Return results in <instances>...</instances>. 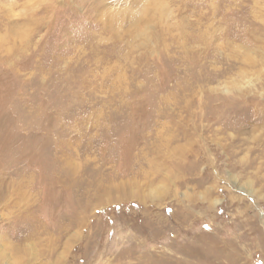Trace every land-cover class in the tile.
Instances as JSON below:
<instances>
[{
    "label": "rangeland",
    "instance_id": "1",
    "mask_svg": "<svg viewBox=\"0 0 264 264\" xmlns=\"http://www.w3.org/2000/svg\"><path fill=\"white\" fill-rule=\"evenodd\" d=\"M216 1L0 0V264H264V0Z\"/></svg>",
    "mask_w": 264,
    "mask_h": 264
},
{
    "label": "bare ground",
    "instance_id": "2",
    "mask_svg": "<svg viewBox=\"0 0 264 264\" xmlns=\"http://www.w3.org/2000/svg\"><path fill=\"white\" fill-rule=\"evenodd\" d=\"M165 1V0H164ZM52 2V1H51ZM217 2V1H216ZM216 2H214L215 4H213L212 6H216L215 9L216 11H214L212 8L210 9L211 13L210 15L207 14H201V16L199 17L200 19L209 21L211 20V18L214 20L213 21V25L218 24V29L221 28L222 31V35H224L226 38H230V37H237L236 34H238L240 32V34L244 35V33L246 34L247 30H248V26L252 27V29L254 28V24H252L253 22H250L249 20L252 19V17L255 18V12L251 13V15L249 14V11L247 12L246 9H248V7L246 8H242L241 4H234L232 3L230 6H228V10L225 9V3H223V0H218V4L216 5ZM245 3V2H243ZM52 4V3H51ZM206 5V4H205ZM208 5V4H207ZM247 5V4H246ZM249 5V4H248ZM48 6V5H47ZM211 6V5H210ZM250 7V6H249ZM13 8V7H11ZM49 8V7H48ZM210 8V7H209ZM234 8V9H233ZM46 9V7L44 8ZM239 9V11H238ZM241 9V10H240ZM160 13H159V17H158V22L157 25H159L161 31L163 33H169L172 32V27L168 24L167 22V16L165 10L163 9V6L161 5V8H159ZM159 10L157 9L155 11V14L158 15ZM42 12V11H41ZM45 13V12H44ZM47 13V12H46ZM45 13V14H46ZM221 13H225L224 15H221ZM241 14V15H240ZM36 15H38L36 13ZM212 15V16H211ZM221 15V17H220ZM145 19L144 20H138L136 21V28H140L142 26L143 23H150L152 21V19L154 18L153 15H147V13H145L144 15ZM32 18H34V15H31ZM36 17V16H35ZM183 19V23L184 24H189L190 27H194L195 24H193L192 22L185 20V17H180V19ZM178 19V20H180ZM7 23V22H6ZM183 23H179L178 26L183 27L185 26ZM9 24V23H8ZM19 22H15L12 23V25H9V29L10 31L14 32L16 30V28L18 27ZM240 24H244L243 26ZM149 27V26H148ZM239 30V31H238ZM250 30V29H249ZM181 31V30H178ZM254 31V30H253ZM251 33V32H250ZM170 34V33H169ZM249 34V32H248ZM244 37V36H243ZM249 37V36H248ZM241 38V37H240ZM246 38V37H245ZM243 39V38H242ZM237 41V40H236ZM251 41V40H250ZM247 42V41H246ZM253 43V42H252ZM251 44V43H250ZM253 45V44H252ZM236 47V46H235ZM245 58V57H244Z\"/></svg>",
    "mask_w": 264,
    "mask_h": 264
}]
</instances>
